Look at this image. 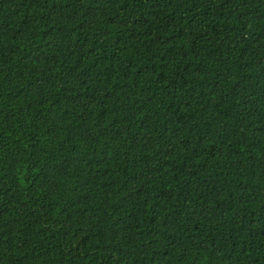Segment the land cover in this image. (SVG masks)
Instances as JSON below:
<instances>
[{
  "label": "trees",
  "instance_id": "obj_1",
  "mask_svg": "<svg viewBox=\"0 0 264 264\" xmlns=\"http://www.w3.org/2000/svg\"><path fill=\"white\" fill-rule=\"evenodd\" d=\"M0 264H264V0H0Z\"/></svg>",
  "mask_w": 264,
  "mask_h": 264
}]
</instances>
